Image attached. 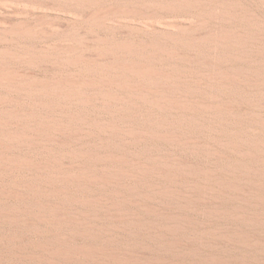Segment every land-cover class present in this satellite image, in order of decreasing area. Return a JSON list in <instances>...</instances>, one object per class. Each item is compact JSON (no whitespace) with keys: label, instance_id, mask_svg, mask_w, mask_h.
<instances>
[{"label":"rangeland","instance_id":"374dc122","mask_svg":"<svg viewBox=\"0 0 264 264\" xmlns=\"http://www.w3.org/2000/svg\"><path fill=\"white\" fill-rule=\"evenodd\" d=\"M241 1L247 4L255 0ZM99 9L111 11L107 16H94ZM258 9L264 16L262 9ZM186 13L184 6L161 8L124 0H0V112L7 113L24 104L30 106L35 97L46 96L41 94L44 91L41 84L70 81L84 84L74 88L81 91L78 95L93 100L94 104L87 110L94 113L207 117L212 116L211 110L158 107L149 101L182 96L206 102L233 98L245 102L248 113L240 112L233 117L228 111H219V118L209 119L206 123L210 128L203 131L212 135L211 138L219 137L220 141H238L243 135H253L264 142V106L253 105L238 96H226L222 86L207 78L222 70V64L212 57L209 48L189 46L195 33L181 28ZM178 33L180 39L176 37ZM174 46L180 54L172 52ZM126 61L144 62L153 71L166 73L160 82H180L182 87L169 90L157 84L159 78L152 73L138 76L121 70L119 66ZM188 72L196 74L195 80L201 81L199 89L190 88L188 77L183 76ZM121 76L138 79L144 91L122 90ZM29 83L38 86L29 90L26 88ZM107 92L121 100L127 99L131 106L105 109L96 101ZM188 130L200 132L197 128ZM174 148L177 155L194 166L186 173V179L172 181L151 175L141 182L144 186L159 182L173 184L187 193H89V188L84 186L76 188L81 193H6L12 188V177L0 172L5 178L0 180V264H18L10 249L50 241L46 231L54 233L57 231L54 226L60 228L61 236H70L76 244L103 242L122 249L146 250L151 262L166 258L171 263L212 264L208 257L215 255L264 264V148L260 147L250 157L217 144L211 153L198 147ZM136 150L143 152L141 146ZM100 166L103 165L96 167ZM207 172H216L218 176L201 174ZM31 175L20 171L16 177L25 179ZM218 181L233 182L242 192L225 185L221 189L223 193H215L210 188L216 189ZM53 212L69 214L75 219L91 213L92 218L85 223L93 226L92 235L80 234L83 230L78 227L80 224L65 222L53 226L38 215ZM116 212L139 214L137 223L142 227L155 225L157 230L113 231L112 227L134 223L115 220L112 214ZM167 226H180L182 230L173 235L161 229ZM216 229L259 237L258 243L242 239L234 244L197 235ZM10 237H18L21 242L9 241ZM174 241L186 244L180 246ZM24 264L35 263L26 258Z\"/></svg>","mask_w":264,"mask_h":264},{"label":"bare ground","instance_id":"6f19581e","mask_svg":"<svg viewBox=\"0 0 264 264\" xmlns=\"http://www.w3.org/2000/svg\"><path fill=\"white\" fill-rule=\"evenodd\" d=\"M125 1L161 8L184 6L187 10L185 14L187 19L181 22V28L195 33L189 46L209 48L212 57L222 64V70L207 75V78L222 86L221 89L226 96L234 98L238 96L253 105L264 106V16L258 9L260 7L264 12V0H255L247 4L241 0ZM109 11L111 10L99 9L94 16H107ZM180 35L181 33L177 34V39L181 38ZM177 49L179 50L174 46L172 52L176 53ZM227 63H232V66ZM119 68L138 76L152 73L159 78L157 84H162L169 90L182 87L180 82H160V78H165L166 73L153 71L141 61H126ZM188 73L183 76L188 77L190 88L199 89L198 84L201 81L195 80L197 75ZM119 80L122 90L144 91L138 79L132 80L127 76H121ZM37 86L29 83L26 88L31 90ZM40 86L44 87L41 94L46 96L35 97L30 106L24 104L25 107H16L7 113L0 112V172L4 171L7 177H12L10 183L12 188L6 193H81L76 189L79 186L89 188V193H187L173 184L165 185L159 182L144 186L141 181L151 175L158 179L169 178L172 181L186 179V173L192 171L194 166L190 160L177 155L174 147H184L189 150L198 147L202 148L203 152L211 153L213 145L217 144L245 157L254 156L256 150L260 147L264 148V142L253 135L242 134L238 141H220L219 137L211 138L212 135L203 131L210 128L206 123L209 119L219 118L217 116L221 114L219 111H228L233 117L240 112L248 113L249 106L237 99L231 98L225 102H218L216 99L206 102L202 99H187L182 96V98L157 97L156 100L149 101L152 106L158 107L211 110L212 116L207 117L189 114L168 116L131 115L118 112L94 113L87 110L94 104L93 100L78 95L81 91L74 88V86L83 87L84 84L77 85L70 81L44 83ZM107 93L96 101L105 109H122L131 106L127 99L121 100L112 93ZM55 94L60 96H53ZM190 128H197L200 132L189 131ZM139 146L143 148V152L136 150ZM99 164L103 166L96 167ZM20 171H28L32 175L25 179L16 177ZM201 174L217 175L216 172ZM3 179L5 178L0 176V180ZM217 184L216 189L210 188L215 193H223L221 189L225 185L232 190L242 192L233 182ZM38 215L44 222L53 223L51 224L53 226L65 222L72 225L80 224L82 226L78 227L83 229L80 234L88 237L92 235L93 226L85 223V220L92 218L91 213L79 219L72 218L69 214L62 216L58 212ZM112 216L120 222L125 220L134 222L128 226L121 224L112 227L113 231L157 230L155 225L142 227L137 223L141 218L139 214L116 212ZM240 217L243 218L244 215ZM54 228L57 230L54 233L46 231L50 241L45 240L10 249L12 258L17 259L18 264H24L26 258L35 264L79 262L187 264L171 263L166 258H156L151 262L146 250L133 247L122 249L103 242L92 244L88 241L76 244L70 236H61L59 227L54 226ZM161 229L173 235L182 230L180 226H167ZM197 235L214 237L234 244H239L242 239L257 242L259 238L250 237L249 234L240 231L217 229L202 231ZM9 241L21 242L18 237H10ZM174 244L184 246L186 243L174 241ZM208 261L212 264H248L244 260L215 255L208 257Z\"/></svg>","mask_w":264,"mask_h":264}]
</instances>
